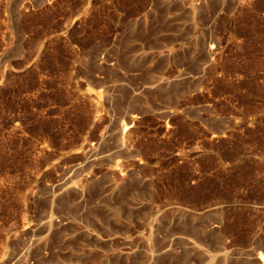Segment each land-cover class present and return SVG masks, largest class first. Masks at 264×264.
Returning <instances> with one entry per match:
<instances>
[{
    "label": "rangeland",
    "instance_id": "1",
    "mask_svg": "<svg viewBox=\"0 0 264 264\" xmlns=\"http://www.w3.org/2000/svg\"><path fill=\"white\" fill-rule=\"evenodd\" d=\"M260 254L264 0H0V264Z\"/></svg>",
    "mask_w": 264,
    "mask_h": 264
},
{
    "label": "bare ground",
    "instance_id": "2",
    "mask_svg": "<svg viewBox=\"0 0 264 264\" xmlns=\"http://www.w3.org/2000/svg\"><path fill=\"white\" fill-rule=\"evenodd\" d=\"M211 49H212V47L209 48V52H210ZM209 52H207L208 55H210ZM212 52H213V51H212ZM208 55H207V56H208ZM123 132H124V129H122V133H123ZM258 264H264V255L261 256V254H260V256L258 257Z\"/></svg>",
    "mask_w": 264,
    "mask_h": 264
}]
</instances>
